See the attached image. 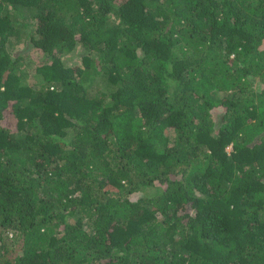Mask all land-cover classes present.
Here are the masks:
<instances>
[{
    "label": "trees",
    "instance_id": "obj_1",
    "mask_svg": "<svg viewBox=\"0 0 264 264\" xmlns=\"http://www.w3.org/2000/svg\"><path fill=\"white\" fill-rule=\"evenodd\" d=\"M0 264H264V0H0Z\"/></svg>",
    "mask_w": 264,
    "mask_h": 264
},
{
    "label": "rangeland",
    "instance_id": "obj_2",
    "mask_svg": "<svg viewBox=\"0 0 264 264\" xmlns=\"http://www.w3.org/2000/svg\"><path fill=\"white\" fill-rule=\"evenodd\" d=\"M18 53H22L25 56V63L28 65L29 75L33 74V68L32 65H35L38 60L41 58L42 54L39 50L34 48H27L25 49V46L22 45V47L18 50ZM228 150H231V147L228 148Z\"/></svg>",
    "mask_w": 264,
    "mask_h": 264
}]
</instances>
